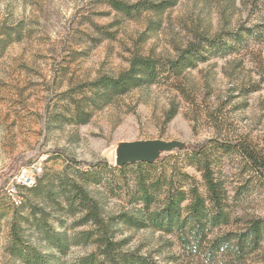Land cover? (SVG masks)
<instances>
[{
    "label": "rangeland",
    "instance_id": "rangeland-1",
    "mask_svg": "<svg viewBox=\"0 0 264 264\" xmlns=\"http://www.w3.org/2000/svg\"><path fill=\"white\" fill-rule=\"evenodd\" d=\"M122 1L171 5L125 15L108 0H0V264H28L33 254L45 264H78L95 252L94 243L74 242L93 227L74 224L79 213L65 212L58 185L84 181L105 216L133 213L136 168L115 165L126 141L183 142L162 153L150 175L164 172L203 197L198 167L208 161L227 217L209 228V239L220 243L264 221V177L237 147L264 157V0ZM189 43L204 57L193 68L163 69L156 83L123 94L98 84L135 56L164 63ZM202 142L203 154L193 156L188 146ZM22 169L34 172L33 183L15 179ZM112 230L122 252L157 264H264V233L256 248L235 255L182 247L174 232L150 227ZM58 234L64 253L52 244Z\"/></svg>",
    "mask_w": 264,
    "mask_h": 264
},
{
    "label": "trees",
    "instance_id": "trees-1",
    "mask_svg": "<svg viewBox=\"0 0 264 264\" xmlns=\"http://www.w3.org/2000/svg\"><path fill=\"white\" fill-rule=\"evenodd\" d=\"M108 3L114 10L125 15L148 9L161 11L171 5V3L164 4V1L159 4L144 3L143 1L128 4L122 0H108ZM197 41L214 44L206 37H200ZM203 58L194 44L190 43L179 51L174 59L164 63L148 56H135L126 71L116 78L105 77L98 80V84L103 86L106 91L123 94L139 87L142 82L156 83L163 69L169 74H178L187 68H193L197 60H203ZM205 145L206 142L193 144L189 145L188 149L193 156H197L203 154ZM237 147L239 152L252 164L255 171L264 177V157L242 144H238ZM157 164V162H136L117 167L119 172L130 166L136 168L135 187L138 201L136 204L139 207L131 214L123 211L115 217L103 214L100 202L98 204L90 196L84 181L64 182L61 180L57 193L63 197L62 208L70 215L79 213V217L74 221L75 225L90 224L96 231L93 233L91 229L84 230L81 232V237L74 239L75 243L82 240V242L96 245V251L81 258L78 264H157L147 256L122 252L120 247L124 241L115 240L112 230L115 224H122L128 228L150 227L166 234L174 232L181 246L191 249H200L203 244H207L212 251L214 248H223L239 255L246 249L251 250L258 246L259 238L264 233V221L260 218L250 221L239 233L223 236L220 243H218V238H208L209 228L224 224L227 217L222 208L224 189L206 159L198 167L204 182L206 197H203L194 185L185 189L181 184L178 185L170 177H167L164 172L157 179H153L150 174ZM184 175L186 174L184 173ZM185 201L188 203L183 205ZM52 244L58 252L64 253L66 243L63 234H58ZM97 255L99 259H96ZM24 262L45 264L38 254L31 255ZM54 264H58L57 261Z\"/></svg>",
    "mask_w": 264,
    "mask_h": 264
},
{
    "label": "water",
    "instance_id": "water-1",
    "mask_svg": "<svg viewBox=\"0 0 264 264\" xmlns=\"http://www.w3.org/2000/svg\"><path fill=\"white\" fill-rule=\"evenodd\" d=\"M184 148L177 140H135L120 142L115 149V165L123 166L136 162H155L162 153Z\"/></svg>",
    "mask_w": 264,
    "mask_h": 264
},
{
    "label": "built area",
    "instance_id": "built-area-1",
    "mask_svg": "<svg viewBox=\"0 0 264 264\" xmlns=\"http://www.w3.org/2000/svg\"><path fill=\"white\" fill-rule=\"evenodd\" d=\"M35 170L37 172H39V171H41V168L37 167V168H35ZM15 179L17 181H20V182H22L24 184L29 185V184L34 182V172L29 174L27 169H24V170L22 169V171L18 175L15 176Z\"/></svg>",
    "mask_w": 264,
    "mask_h": 264
}]
</instances>
